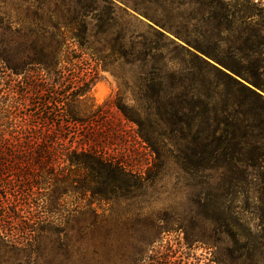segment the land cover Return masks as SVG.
<instances>
[{"label":"rangeland","instance_id":"374dc122","mask_svg":"<svg viewBox=\"0 0 264 264\" xmlns=\"http://www.w3.org/2000/svg\"><path fill=\"white\" fill-rule=\"evenodd\" d=\"M79 1L0 0V264H134L136 259L137 264H220L222 259L234 264L225 245L186 243L194 181L173 158L177 147L171 127L164 131L166 163L137 196L93 201L72 177L66 155L74 149H98L137 175L154 161L136 126L114 104L120 97L129 108H143L138 100L141 63L128 65L127 58L111 55L95 30V46L107 45L104 62L84 54L76 66L63 64L48 73L30 60L55 39L38 30L37 21H68V10ZM111 1L119 10L110 45L120 31H135L137 44L155 41L146 26L154 23L181 27L193 43L220 56L228 50L254 55L256 37H264V0ZM101 15L108 18L105 9ZM57 50L56 40L46 48L49 54ZM162 63L168 73L183 69L185 86L191 85L190 59L173 45L163 51ZM89 81L87 101L71 105L83 121L76 124L59 102ZM44 219L60 232L44 231L36 246Z\"/></svg>","mask_w":264,"mask_h":264},{"label":"trees","instance_id":"16d2710c","mask_svg":"<svg viewBox=\"0 0 264 264\" xmlns=\"http://www.w3.org/2000/svg\"><path fill=\"white\" fill-rule=\"evenodd\" d=\"M84 1L68 10L72 14L68 21H37L38 30L55 34L52 40H56L58 50L47 53L46 48L53 42L45 43L30 60L48 73L57 72L63 64L76 66L74 62L83 61L84 54L104 62L107 45L95 46V30L105 38L111 55L127 58L128 65L141 63L138 100L143 108H129L120 97L114 104L124 119L136 126V136L153 154L154 161L151 169L137 175L98 149L70 150L67 167L73 170L72 177L81 181L80 190L93 201L108 203L137 196L156 179L153 171L159 173L166 163L164 131L171 127L177 147L173 158L194 181L190 227L184 228L186 243L215 242L216 249L226 246V254L234 264H264V37H256L254 55L228 50L220 56L213 49L193 43L183 28L154 23L146 26L155 33V41L137 44L135 31H120L110 45L108 38L117 25L113 16L119 9L111 0ZM97 3L104 6L106 20ZM73 45L78 49H71ZM169 45L190 59L193 68L188 87L183 69L168 73L166 65L161 64L162 53ZM89 82L59 102L76 124L83 121L77 119L71 105L79 107L87 101L92 86ZM41 222L44 225L39 227L40 233L36 232V246L44 231L60 232L50 226L51 222ZM227 263L222 259L220 264Z\"/></svg>","mask_w":264,"mask_h":264}]
</instances>
